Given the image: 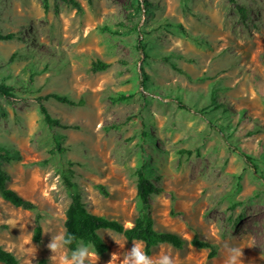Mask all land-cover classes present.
Listing matches in <instances>:
<instances>
[{
  "label": "rangeland",
  "instance_id": "rangeland-1",
  "mask_svg": "<svg viewBox=\"0 0 264 264\" xmlns=\"http://www.w3.org/2000/svg\"><path fill=\"white\" fill-rule=\"evenodd\" d=\"M74 1L81 13L62 0H46V11L42 0H0V32L14 36L0 41V148L19 155L0 166L7 187L36 206L0 196V248L18 264H53L47 244L64 229L67 168L87 211L130 227L142 167L161 190L147 202L154 229L186 241L149 255L225 264L229 244L243 247L242 264H264V0ZM97 61L108 67L92 72ZM47 94L83 101L43 102L69 128L45 123L36 99ZM98 235L108 251L97 264L132 247Z\"/></svg>",
  "mask_w": 264,
  "mask_h": 264
},
{
  "label": "trees",
  "instance_id": "trees-1",
  "mask_svg": "<svg viewBox=\"0 0 264 264\" xmlns=\"http://www.w3.org/2000/svg\"><path fill=\"white\" fill-rule=\"evenodd\" d=\"M66 4L72 6L76 13H81V8L74 0H62ZM143 1V0H142ZM42 6L44 11L47 9L46 0H42ZM14 38L13 34H2L0 32V41H10ZM137 49L142 51V55H145L141 42L137 44ZM108 67L107 64L97 61L92 63L91 71L99 72L103 71ZM0 92L7 94L6 88L0 86ZM128 99L126 96H119L118 101ZM48 100H54L61 104H68L70 106L80 107L83 104L82 100L73 102L58 94H47L44 97L37 98L38 109L40 114L43 116L45 123L49 126H56L59 128L67 129L69 127H63L57 120L52 119L48 114L43 105V102ZM179 108L189 110L182 103L176 100ZM245 156V155H244ZM245 160L252 166L255 173L258 168L253 165L249 157H244ZM19 159V155L15 150H8L6 148H0V162L10 161ZM71 170L69 168L63 169L61 172V180L64 188L67 190L70 196V203L65 211V220L63 223L64 229L74 234L78 240H83L85 243L92 245L98 254H105L108 251V246L99 237L98 231L109 230L118 234H121L127 242L133 240H143L146 244V251L150 254L151 249L158 244H167L173 248L180 249L186 241L179 237L177 234L157 231L153 227V221L147 212L148 197L152 194H156L161 190L156 188L149 180L148 175L141 167L137 170V181H136V197L142 205V210L139 216L133 221L130 227H124L120 222L116 220H110L101 216L95 215L86 210L84 204L81 201V197L78 191L75 190V184L71 182ZM8 176L1 169L0 166V196L1 198L15 208L22 210L34 211L36 206L31 201L24 199L15 190L7 187ZM41 217L39 215L35 218V229L33 235V241L39 242L41 235V227L39 225ZM191 245L200 249H209L208 258L211 259L215 256V248L208 243L200 242L196 238L191 240ZM75 245H73L74 247ZM0 263L1 264H18L17 260L10 253L0 248ZM46 260L40 258L35 264H45Z\"/></svg>",
  "mask_w": 264,
  "mask_h": 264
},
{
  "label": "clouds",
  "instance_id": "clouds-1",
  "mask_svg": "<svg viewBox=\"0 0 264 264\" xmlns=\"http://www.w3.org/2000/svg\"><path fill=\"white\" fill-rule=\"evenodd\" d=\"M47 248L52 253L50 261L53 264H97L99 260V255L92 245L78 240L66 228L51 234ZM242 249L243 247L226 244L225 264H242ZM32 250L35 253L34 247ZM108 264H178V262L167 250L149 255L143 240H133L129 251L124 252L122 256L119 253L111 254Z\"/></svg>",
  "mask_w": 264,
  "mask_h": 264
}]
</instances>
